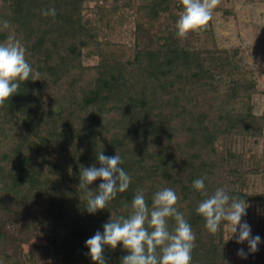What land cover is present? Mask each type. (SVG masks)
Wrapping results in <instances>:
<instances>
[{"label":"trees","instance_id":"16d2710c","mask_svg":"<svg viewBox=\"0 0 264 264\" xmlns=\"http://www.w3.org/2000/svg\"><path fill=\"white\" fill-rule=\"evenodd\" d=\"M85 1L0 0V25L8 22L0 42L14 35L33 68L0 104V213L27 208L25 217L46 229L50 257L41 264H97L85 241L111 217L130 215L137 191L151 207L152 195L171 187L195 233L191 264H233L224 239L227 222L210 233L195 209L223 187L264 213V192H250L248 183L264 176V153L250 167L235 147L238 141L264 142V111L257 114L253 106L256 81L238 62V49L181 45L175 22L182 0H94L101 1L93 8L105 29L128 10L135 40L148 36L150 44L136 42L128 57L112 55L84 15ZM49 8L55 17L41 14ZM161 19L160 30L144 32ZM91 54L98 62L84 64ZM101 150L117 152L132 180L106 208L90 214L80 171L99 167ZM202 176L203 194L192 187ZM101 182L97 178L88 189L95 192ZM248 220L246 209L241 222ZM168 224L172 230L174 220ZM6 242L0 230V247ZM103 254L106 264H121L127 249L106 245ZM259 254L250 252L242 264H259ZM0 264L24 261L2 250Z\"/></svg>","mask_w":264,"mask_h":264},{"label":"clouds","instance_id":"9594fccd","mask_svg":"<svg viewBox=\"0 0 264 264\" xmlns=\"http://www.w3.org/2000/svg\"><path fill=\"white\" fill-rule=\"evenodd\" d=\"M216 0H182L183 9L175 22L176 35L185 36L189 31L200 30L211 20ZM44 16L56 15L55 8L44 9ZM5 20L0 30L7 28ZM33 68L25 58V48L14 35H8L0 42V104L17 92L20 82L31 78ZM100 166L82 168L79 188L84 190L86 210L94 214L106 208L109 201L118 193L125 192L132 177L125 171L121 156L116 152L106 156L102 150L97 154ZM97 178L102 182L98 190L91 191L88 185ZM205 177L192 181V187L202 194L205 190ZM151 207L146 203L143 190L137 191L131 201V213L127 217H112L103 225V231H96L85 241L90 259L97 264H106L103 249L110 246L115 249L118 243L127 249L121 264H191L195 233L184 214L178 210V196L171 187H164L152 195ZM246 202L230 195L223 187H218L211 195L201 200L195 211L204 219V227L215 234L221 222H227L231 237L237 233L236 241H247L249 252H255L261 242L259 235H251V226L241 222L246 215ZM169 218L174 227L169 230ZM239 225V229L237 226ZM245 256L243 249L237 252Z\"/></svg>","mask_w":264,"mask_h":264},{"label":"rangeland","instance_id":"374dc122","mask_svg":"<svg viewBox=\"0 0 264 264\" xmlns=\"http://www.w3.org/2000/svg\"><path fill=\"white\" fill-rule=\"evenodd\" d=\"M126 0H120L125 2ZM100 2V3H99ZM86 0L84 15L96 25L100 39L107 42L102 48L110 51L112 55L129 56L133 45H148V36L138 39L134 37V18L130 11L121 13L120 20H112L111 29H105L104 19H99L93 7L99 6L101 1ZM109 17V16H108ZM163 19L157 22L154 29L144 32L154 33L163 27ZM147 30V31H146ZM152 35V34H149ZM181 45L188 44L195 49L237 48L238 62L248 70L256 81L258 93L253 97L254 112L261 114L264 111V0H216L211 20L205 26V31H189L185 36L178 37ZM110 44V46H108ZM108 47V49H107ZM104 48V49H105ZM84 64L93 65L98 62V57L92 55L85 58ZM239 153L243 154L245 164L256 166V161L264 153V142L254 143L251 140L238 141L235 145ZM249 191L254 193L264 192V176H251L248 178ZM249 213L247 223L251 226V235H259L261 242L257 245L260 250L259 264H264V213L253 204L246 205ZM28 209H21L15 215L0 213V230L6 233L7 242L0 247L24 261V264H41L48 261L50 255L47 246V231L44 227L32 223L27 217ZM36 215V214H33ZM28 216V215H27ZM239 229V225L237 226ZM229 227L225 228L224 239L228 244V258L233 264L246 262L249 256L247 241L237 242ZM243 249L245 256L237 255ZM30 255V258H29ZM32 260V261H30Z\"/></svg>","mask_w":264,"mask_h":264}]
</instances>
